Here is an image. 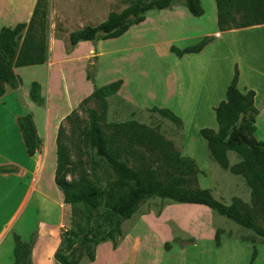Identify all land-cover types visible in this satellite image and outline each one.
Listing matches in <instances>:
<instances>
[{"label":"rangeland","instance_id":"1","mask_svg":"<svg viewBox=\"0 0 264 264\" xmlns=\"http://www.w3.org/2000/svg\"><path fill=\"white\" fill-rule=\"evenodd\" d=\"M147 1L42 0L38 16L34 17L30 27L27 21L24 28L17 33H6L0 42V59L5 61L3 65L9 62L11 55L9 63L19 79L15 87L5 84L6 91L18 88L23 79L37 81L40 92L41 89L46 90V94L50 89L51 93H57L55 87H58L51 110L59 113L56 137L58 135L65 154L61 177L69 182L88 181L98 212L102 210L101 189L114 178V173L85 140L87 109L94 103L82 104V101L95 87L119 79V89L105 97L104 121L124 123L134 120L156 129L173 143L181 155L195 160L199 172L192 186L209 190L224 204L234 203L253 213L261 222L251 205L250 188L242 176L221 167L210 156L206 141L198 132L201 127L217 126L214 107L212 110L207 107V98L205 95L200 98L199 94L205 85L211 87V102L217 104L225 99L224 84L229 72L232 76L230 53L223 41L214 46L213 40H218L216 33L207 36L211 44L207 42V48L199 53L179 57L170 51L172 45L183 48L195 44L214 30L217 26L215 0H200L204 11L199 16H193L187 10L184 0H175L164 9L144 11L141 21L130 16L127 30L122 34L110 36L98 32L91 40L70 43L72 32L97 25L111 13H127L135 5ZM241 6V3H235V8ZM234 15L240 17L239 13ZM29 31L31 44L38 37H44L45 49L42 53L23 48ZM247 44L256 45L258 52L255 58L264 64V50L258 48L262 43L248 41ZM39 69L40 78L36 75ZM257 104L258 100L255 107H258ZM153 107L168 108L179 117V121L153 111ZM256 123V135L262 140L263 114L256 117ZM39 142L37 150L41 148V138ZM227 158L230 165L241 159L233 150L227 151ZM54 159L56 168V142ZM65 204L64 224L55 231L58 240L55 250L64 238L71 236V231L89 233L93 225V220L87 218L82 201ZM23 218L27 225L31 224V213L27 212ZM3 220L0 219V222ZM119 226L120 234L114 244L110 240L93 244L94 260L89 261L86 255H81L78 264H264V237L204 205L150 197L140 201L135 212L129 218L120 220ZM97 230L101 233V229ZM216 233L219 245L214 242ZM51 236V233L43 234L36 240L38 249L35 258L42 255ZM10 241L8 236L0 246V264H7L5 258ZM23 241L28 244L29 254L22 263L35 264L30 257L35 237ZM76 245L71 242L70 248L63 251L64 255H69L70 249ZM76 255L77 251L69 257L75 258ZM53 259L54 264H59L54 253Z\"/></svg>","mask_w":264,"mask_h":264},{"label":"trees","instance_id":"2","mask_svg":"<svg viewBox=\"0 0 264 264\" xmlns=\"http://www.w3.org/2000/svg\"><path fill=\"white\" fill-rule=\"evenodd\" d=\"M174 1L149 0L135 5L127 13H111L97 25H88L72 32L70 43L91 40L98 32L110 36L122 34L127 30L130 14L135 16L137 21H141L143 19L141 14L144 11L164 9ZM41 2L42 0H36L32 15L28 20L29 27L34 17L38 16ZM236 2L242 4L241 8H235ZM184 3L193 16H199L204 11L200 0H184ZM215 4L216 25L219 31L264 23V0H215ZM235 13H239L240 17H236ZM24 27L25 22L16 24L12 29L3 27L0 30V42L3 41L6 33H17ZM208 41L210 38L204 36L195 44L183 48L172 45L170 51L177 56L199 52ZM31 42L29 31L25 35L23 48L38 53L44 51L43 36L38 37L34 44ZM3 57L5 58V55ZM8 61L11 62V55H9ZM4 62L0 59V95L6 91L5 84L15 87L19 83V79L12 71V65L9 62L3 65ZM24 64L26 63H22V65ZM237 78L238 70L235 65L231 80L226 86L225 99L214 107L217 129L201 127L198 132L206 141L210 156L221 167L242 176L250 188L251 205L261 222H258L253 213L241 209L234 203L224 204L214 198L209 190L192 186L199 172L195 160L189 156L181 155L173 143L164 138L156 129L139 124L134 120L124 123H106L104 121L105 97L119 89L121 81L117 79L95 87L91 94L82 101V104L94 103L93 107L87 109L85 140L114 173V178L107 181L101 189V212L97 211L98 205L92 196L93 191L88 181L82 179L69 182L61 177L65 154L58 135L55 140L57 162L54 180L63 193V201L72 204L82 201L87 218L93 220L89 233L71 231V236L62 240L54 252V258L59 264H78L81 255H86L89 261H93V244L106 240H110L114 244L116 236L120 234L119 221L129 218L137 209L139 202L150 197L204 205L264 237V141L255 137L251 147L242 141L244 134L255 136L254 121L257 109L254 106L255 91L248 89L246 92H241L236 86ZM29 97L38 104L43 101L39 84L36 81L30 84ZM152 110L175 122L179 121V117L168 108L153 107ZM17 125L27 154L33 155L40 142L31 116L28 113L18 116ZM228 150L238 153L241 157L240 161L230 165L227 158ZM1 170L9 169L1 167ZM97 229H101V233ZM71 242L77 243L76 247L70 249L69 255H64L63 251L70 248ZM214 242L219 245L218 233L214 236ZM76 251V257L71 258ZM13 254V264H23V259L29 254L27 242L21 240L18 235L14 236ZM70 254L71 257H69Z\"/></svg>","mask_w":264,"mask_h":264},{"label":"crops","instance_id":"3","mask_svg":"<svg viewBox=\"0 0 264 264\" xmlns=\"http://www.w3.org/2000/svg\"><path fill=\"white\" fill-rule=\"evenodd\" d=\"M35 3L36 0H0V30L3 27H14L18 23L27 22L32 15ZM215 33L217 34L215 38L219 41L213 40L214 46H219V42L223 41V45L230 53L232 75L234 66L237 67V88L241 92H246L248 89L255 91L254 106L258 100L254 121L255 137L259 138L256 135V117L263 114L264 124V64L255 58L258 52L256 45L247 43L258 41L262 43L258 48L261 51L264 50V23L223 31H219L216 26L212 32L204 36ZM205 48L207 44L200 51ZM186 54L193 53H185L182 56ZM37 72L36 75L40 78L41 70ZM231 77L229 72L224 84L225 90ZM33 81L35 80L23 79V84L18 88L7 90L0 95V219L4 218L0 222V246L4 239L10 236L11 241L7 248V258H5L7 264L14 262V235L26 241L30 237H35V242L31 244L30 249V257L35 264H54L53 253L58 244L55 231L63 226L67 210V205L63 202L61 192L54 181V145L59 113L51 110V104L55 103L59 89L53 80L57 93H51L50 89L46 94V90L41 89L43 103L38 104L29 97V87ZM203 95L207 98L206 106L211 110L218 105L219 102L216 104L215 101H210L211 87L207 88L204 85L202 93L199 94L200 98ZM25 113L31 114L36 133L42 142L41 148L33 155L27 154L17 125V117ZM42 114H44L43 119H41ZM212 128L216 129L217 126ZM1 167L9 170L3 171ZM27 212L31 213L29 225L23 218ZM51 213L55 216H50ZM50 233L52 236L48 238L42 255L35 258V251L38 249L36 240L38 241L41 235H50Z\"/></svg>","mask_w":264,"mask_h":264},{"label":"water","instance_id":"4","mask_svg":"<svg viewBox=\"0 0 264 264\" xmlns=\"http://www.w3.org/2000/svg\"><path fill=\"white\" fill-rule=\"evenodd\" d=\"M132 16V14L129 15V17ZM254 140H255V137L252 135H247V134H244L242 136V141L244 142L245 145L251 147L254 143Z\"/></svg>","mask_w":264,"mask_h":264}]
</instances>
